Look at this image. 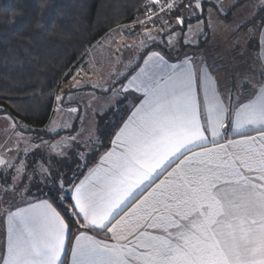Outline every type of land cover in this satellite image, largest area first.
Masks as SVG:
<instances>
[{
  "label": "snow or ice",
  "instance_id": "6c2138e0",
  "mask_svg": "<svg viewBox=\"0 0 264 264\" xmlns=\"http://www.w3.org/2000/svg\"><path fill=\"white\" fill-rule=\"evenodd\" d=\"M157 20L156 35L166 33L169 22ZM196 63L187 53L181 63L148 54L128 81L142 99L101 163L72 184L74 239L73 222L47 199L26 202L6 212L0 264H65L69 250L68 264H264V81L221 92ZM0 165L15 168V192L26 166ZM0 192L9 195L7 180Z\"/></svg>",
  "mask_w": 264,
  "mask_h": 264
},
{
  "label": "trees",
  "instance_id": "16d2710c",
  "mask_svg": "<svg viewBox=\"0 0 264 264\" xmlns=\"http://www.w3.org/2000/svg\"><path fill=\"white\" fill-rule=\"evenodd\" d=\"M149 6V0H0V113L26 125L25 132L37 141L72 133L74 127L55 133L44 130L57 90L89 47L111 28L143 15ZM207 32L206 28L203 33ZM167 33L157 44L166 53ZM205 42L202 38L193 47L202 48ZM112 132L111 127L102 129L101 149L79 166L77 158L70 155L59 161L64 164L59 171L65 190L60 191V176L54 171L45 175L44 181H31L27 194L47 199L66 222H73L74 229L69 188L109 146Z\"/></svg>",
  "mask_w": 264,
  "mask_h": 264
},
{
  "label": "rangeland",
  "instance_id": "374dc122",
  "mask_svg": "<svg viewBox=\"0 0 264 264\" xmlns=\"http://www.w3.org/2000/svg\"><path fill=\"white\" fill-rule=\"evenodd\" d=\"M209 2L207 0H199V6H197L198 0H192L188 4L183 5V8H180L182 10L181 14L179 12L177 14L176 11L157 13L155 11L157 2H154L153 5L150 3L151 6L148 7L143 15L138 16L131 23H123L111 28L109 34L111 36L138 35L146 38L144 33L151 31L155 39L159 36L156 33L162 26L160 21L157 20V16H159L164 21L170 20L168 21L169 28L166 31L168 32L167 35L170 36V44L178 43L177 38L182 33L181 29L184 28L186 30L189 28L186 36L187 41L196 42L197 40L198 42L202 38L206 40L205 43H207V46L201 51V57L199 59L202 61L206 60L211 64L209 60L211 57V67L215 72H218L217 77L219 83L225 90H230L234 85L242 86L245 80L253 83L257 80L256 76L259 74L260 67L253 51L252 39H255L257 27L264 14V0H213L212 2H215L213 7H215L216 14L208 6ZM187 5H192V8L189 10L190 7H186ZM207 7L209 8L208 11L206 9ZM206 12H208L207 15ZM224 15L229 16V18L225 19L222 17ZM147 16H151V22H148L146 19ZM177 16L185 18L183 25L177 26ZM199 19L200 21H198ZM196 20L198 21L197 23H195ZM206 28L209 31L203 33ZM162 34L160 35L163 36ZM147 41L148 39L144 41V44L148 43ZM103 43L95 45L90 49L89 54L83 60L84 63L94 67L95 58L103 52L102 62L100 64L103 71L107 69L112 72L113 70L112 73H114L117 70V74L121 73L122 70L126 69L124 63L120 60L114 62V54L105 51L110 48ZM157 44H159V41H152V45ZM121 55L122 53L116 54L117 58ZM92 62L94 65H91ZM81 67V63L79 62L76 69H81ZM102 76H100V83H104L105 81V77L101 78ZM110 78L107 77V80H110ZM63 94V86L61 85L55 94L51 112V115H53L50 122L46 125L47 128L45 127L44 130L47 133H52L58 129L67 130L73 127H80V129L75 133H63L52 140H35L31 133L25 132L26 125L11 118L8 114L0 113V159L16 164L17 166L23 162L26 166L22 182L18 180L19 187L13 192L11 190V181L16 176V170L15 168L6 169L4 165H0V189L4 187L6 180L9 185V195L7 197L0 192V236L2 234L3 218L6 212L22 201L31 198L27 194L31 181L35 179H39L40 181L45 180L46 176L42 173V169H48V172L51 174L54 171L58 172L57 174L60 176L59 183L61 184L64 181L62 178L63 173L59 171L64 167V164H59L62 158H68L70 156L77 158V162L79 163L76 166H79L80 162L81 164L84 163L88 155L98 152L102 147L104 133L96 131L88 134V127L87 130L83 129L87 126L85 124L87 118L92 117V115L94 116L95 107H100L102 103L97 102L96 104L94 99L90 101L81 96L76 97L77 105L81 106H77L75 111H71V109H65L64 107L66 104L64 103ZM57 96L61 97V99L57 100ZM109 101L110 98L105 99V102ZM112 114L113 112L109 111L104 117H97L99 129H105V127L111 125L110 123L112 121L109 122V120ZM77 118H79L80 124L78 122L77 124L74 123V120ZM36 172L39 175L37 177H35ZM63 190H65V187Z\"/></svg>",
  "mask_w": 264,
  "mask_h": 264
},
{
  "label": "crops",
  "instance_id": "0c3cea01",
  "mask_svg": "<svg viewBox=\"0 0 264 264\" xmlns=\"http://www.w3.org/2000/svg\"><path fill=\"white\" fill-rule=\"evenodd\" d=\"M190 1H192V0L184 1L182 3V5L180 7H178L179 10L176 11L177 14H178V12H179V14H181L182 10H180V8H183L184 7L183 5H186V3L188 4ZM207 1L211 2V3L209 2L208 6L211 9H213L214 10L213 12L216 14L215 7H213V5H215L214 4L215 2H212L213 0H207ZM150 3H152V5H153L154 0H149V4ZM150 6H151V4H150ZM191 8L192 7H190L189 10ZM216 8H217V6H216ZM206 9H207V11L209 10L208 7ZM207 13L208 12H206V15H207ZM206 15H205V17H206ZM168 21H170V20H168ZM198 21H200V19ZM198 21L196 20L195 23H197ZM195 23H193V24H195ZM193 24H191V25H193ZM188 29L187 30H186V28L181 29L182 33H181V35H179L180 37L177 38L178 39L177 44H170V40H169L170 36L169 35H166L164 37V40L166 43V48H167V53L164 52L158 45H152L153 40L148 39V41H147L148 43L145 44L146 47H141V42L142 41L144 42L145 40H147V38L140 37L138 35H136V36H134V35L113 36L112 35L111 36L109 34L110 33V30H109L101 38H99L91 47H89L88 50H86V52L84 53V55L81 57V59L78 61V63L79 62L81 63V66H82L81 69H76L78 66V63L73 68V70L71 71V75H70L69 79L64 84H62L63 93H64L63 98H64V103L66 104L64 106L65 109H69V110L71 109V111H73V109L75 110L77 106H81V105H77V101H76V97H80V96L82 98H87L90 101L92 99H94L96 104H97V102L102 103L100 107H95L94 116L92 115V117L90 116L89 118H87V120L85 121V124L87 126L83 129L87 130V127H88V130H87L88 134H91L92 132L94 133L96 131L102 132V128L99 129V127L97 125V121H98L97 117L98 116L104 117L105 114L107 115V113L109 111L113 112V114L111 115L110 120H109V122L112 121V123H110L111 125L109 127H111L112 131H113L112 135H111L109 146L101 152L98 159L89 167V169L93 168V167H95L101 163V157L105 154V152H107L112 147V141H113V139H115V134L117 133L119 128L123 125L124 121L128 118V116L131 114V112L135 110L134 106L139 103L140 99H142L141 94L137 93L135 91L134 87L129 86L128 81L131 79V77L133 75H135L136 72L139 71V67L143 65V60L148 56V54L150 52H153V51L160 52L163 56H165V58L169 61V63H181L184 59L185 53H187L189 56H193L197 62L196 67H200V65L203 64L206 67V70L209 71L212 74V76L214 77V79L217 81L218 89L221 92H223L225 90V88H223L219 83V80L217 77L218 72H215V70H213V68L211 67V64H212L211 57L209 58L211 64L208 63L206 60L202 61L199 59L201 57L200 56L201 51H203V49L206 48L207 43L202 48L193 47L197 43V40H196V42H189L186 40V36L188 34ZM208 31H209V29H208ZM162 37L163 36L159 35L154 39V41L155 42L159 41V43H160L162 40ZM255 40H256V44H252L253 45V51L256 55V59H257V62L259 64V67H260L259 68V74H257L256 77H257V80L264 81V14L261 17V20H260L259 25L257 27V33L255 36ZM103 41L106 44V46L108 48H110L109 50H105V51H107L109 53L112 52L111 54H114V58H113L114 62H117L118 60H120L122 63H124V67H126V69L122 70L121 73L117 74V70L114 72L115 74L112 73L113 70H112V72L110 70H107V69H105V71H103V68H101V66H100V64L102 62V53L103 52H101L95 58V66L94 67L90 66V64L84 63L83 60L87 56V54H89L90 49H92L95 45H100L101 43H103ZM182 43L189 46V47L182 49V46H181ZM190 46H192V47H190ZM215 48H217V47H215ZM117 53H120V54L122 53V55L119 58H117V56H116ZM82 61H83V63H82ZM215 61H217V60H215ZM91 65H94L93 62L91 63ZM216 65H218V63H216ZM101 75H103L101 78L105 77L104 83L99 82L101 80L100 79ZM107 77H111L110 80H107ZM256 81H254L253 83H255ZM95 82H97V83H95ZM125 89H127V90L125 91ZM228 91H231V92H233V94H235L234 92L236 91V88L232 87L230 90L228 89ZM77 94H79V96H77ZM69 96H71V98H69ZM109 98H110V101L105 102V99H109ZM52 115H50V118H49L47 124L50 122ZM77 122H78V124H80L79 118L74 120V123L77 124ZM46 125L44 126V129H45ZM83 125H84V122H83ZM79 129H80V127L74 128L73 132L75 133ZM60 130H66V129H58L52 133L58 132ZM49 133H51V132H49ZM225 135L229 139H236L237 138L234 130L231 127H229L228 132L225 133ZM220 142L223 143L224 141L221 140ZM209 146H211V145H209ZM172 167H175V165H172ZM89 169H87L86 173H84L83 176L76 183H79L80 180L84 179V177L88 174ZM168 171H171V168H169ZM166 175H167V173H165V176ZM165 176H161L160 179H164ZM157 183H159V180L157 181ZM71 191H72V186L70 187V190H69L70 197H71ZM41 199H44V198L31 197L30 199H26V200L22 201L17 206H14V207L10 208L9 210L15 211V209L17 207H20V208L26 207V202H35V201H38ZM129 207H131V205ZM125 211H127V209H125ZM121 215H123V213H121ZM117 219H119V217H117ZM75 227L73 229V234H72L73 239L75 237ZM89 234L90 235H96L98 238L109 239V237H106L103 232L91 230V231H89ZM1 236H2V239L0 242V250H1L0 255H3L4 252L6 251V239H7V215L6 214L3 218V226H2ZM70 259H71V255H70V250H69L68 255L65 257V264H68Z\"/></svg>",
  "mask_w": 264,
  "mask_h": 264
},
{
  "label": "built area",
  "instance_id": "2783aa9c",
  "mask_svg": "<svg viewBox=\"0 0 264 264\" xmlns=\"http://www.w3.org/2000/svg\"><path fill=\"white\" fill-rule=\"evenodd\" d=\"M184 1L186 0H160L159 2H157V5H156V12L157 13H163V12H167V9L165 8L164 11H161V6L162 5H166L168 2H174L175 5L178 7L179 5H181Z\"/></svg>",
  "mask_w": 264,
  "mask_h": 264
}]
</instances>
